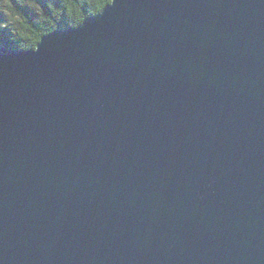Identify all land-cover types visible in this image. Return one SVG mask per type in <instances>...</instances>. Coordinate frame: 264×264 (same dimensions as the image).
<instances>
[{"label": "water", "instance_id": "water-1", "mask_svg": "<svg viewBox=\"0 0 264 264\" xmlns=\"http://www.w3.org/2000/svg\"><path fill=\"white\" fill-rule=\"evenodd\" d=\"M0 264H264V0L0 44Z\"/></svg>", "mask_w": 264, "mask_h": 264}, {"label": "trees", "instance_id": "trees-1", "mask_svg": "<svg viewBox=\"0 0 264 264\" xmlns=\"http://www.w3.org/2000/svg\"><path fill=\"white\" fill-rule=\"evenodd\" d=\"M112 0H7L9 17L0 19V44L17 51L37 48L59 28H78ZM1 17V14H0Z\"/></svg>", "mask_w": 264, "mask_h": 264}, {"label": "rangeland", "instance_id": "rangeland-1", "mask_svg": "<svg viewBox=\"0 0 264 264\" xmlns=\"http://www.w3.org/2000/svg\"><path fill=\"white\" fill-rule=\"evenodd\" d=\"M7 13H9V11L7 9V0H0V14H1L0 19L3 20L2 16H6V15H7V17H9V15ZM0 22H2V21H0Z\"/></svg>", "mask_w": 264, "mask_h": 264}]
</instances>
